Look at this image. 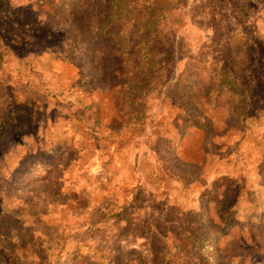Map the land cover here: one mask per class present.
Masks as SVG:
<instances>
[{"label": "rangeland", "instance_id": "rangeland-1", "mask_svg": "<svg viewBox=\"0 0 264 264\" xmlns=\"http://www.w3.org/2000/svg\"><path fill=\"white\" fill-rule=\"evenodd\" d=\"M177 1L152 91L111 0L1 4L0 264H264V2ZM219 55L253 68L246 113L188 77Z\"/></svg>", "mask_w": 264, "mask_h": 264}, {"label": "trees", "instance_id": "trees-1", "mask_svg": "<svg viewBox=\"0 0 264 264\" xmlns=\"http://www.w3.org/2000/svg\"><path fill=\"white\" fill-rule=\"evenodd\" d=\"M0 9L9 15V5ZM225 3L233 13L247 16L255 11L256 5L264 0H215ZM178 7L177 0H150L145 4L140 0H111L110 15L125 23H131L138 38L135 43L137 58L127 60L128 75L133 85L141 90L152 91L166 79L168 71V50L172 37V29L168 20ZM26 27V23H21ZM20 24H14L18 27ZM214 63H194L189 71V78L200 77L207 86L211 100L216 104L241 106L245 113L254 107L256 95L254 86L256 79L251 73L252 66H237L221 55L214 58ZM140 110L130 115L139 116ZM10 255L19 262L36 264L39 256L30 242L14 243ZM14 258V259H15Z\"/></svg>", "mask_w": 264, "mask_h": 264}]
</instances>
